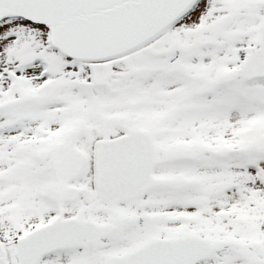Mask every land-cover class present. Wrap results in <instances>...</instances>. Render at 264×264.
I'll return each mask as SVG.
<instances>
[{"label":"snow or ice","instance_id":"obj_1","mask_svg":"<svg viewBox=\"0 0 264 264\" xmlns=\"http://www.w3.org/2000/svg\"><path fill=\"white\" fill-rule=\"evenodd\" d=\"M0 264H264V0H0Z\"/></svg>","mask_w":264,"mask_h":264}]
</instances>
